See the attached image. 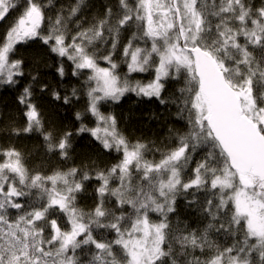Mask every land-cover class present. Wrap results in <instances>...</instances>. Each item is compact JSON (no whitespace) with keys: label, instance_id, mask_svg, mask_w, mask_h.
Segmentation results:
<instances>
[{"label":"snow or ice","instance_id":"obj_1","mask_svg":"<svg viewBox=\"0 0 264 264\" xmlns=\"http://www.w3.org/2000/svg\"><path fill=\"white\" fill-rule=\"evenodd\" d=\"M52 3L0 0V22L11 17L0 38V84L19 83L23 61L10 56L39 40L72 62L74 76L89 70L76 134L119 155L104 169L42 175L15 148L0 149V264H264V0H114L88 27L75 21L74 34L69 25L85 0L55 17L46 15ZM57 72L65 75L63 63ZM145 72L147 83L130 78ZM129 92L174 106L184 120L159 161L100 110ZM18 102L26 123L10 132H39L46 153L69 159L73 132L46 130L31 85ZM89 114L93 128L83 122ZM92 180L94 203L84 209L77 198ZM181 199L199 213L196 227L179 218Z\"/></svg>","mask_w":264,"mask_h":264},{"label":"trees","instance_id":"obj_2","mask_svg":"<svg viewBox=\"0 0 264 264\" xmlns=\"http://www.w3.org/2000/svg\"><path fill=\"white\" fill-rule=\"evenodd\" d=\"M46 2V0H45ZM76 0H53L52 6L46 9V15L55 17L56 13L64 9L65 15L70 5ZM114 0H85V6L73 23L69 25L74 34L76 23L79 21L83 27H88L94 17L101 15L106 4ZM259 5L261 0H254ZM11 17L0 22V38L5 34V28L10 23ZM10 59L23 61V76L16 77L19 83L15 85L0 84V149L15 148L23 156V162L31 174L40 172L42 175H51L54 171H67L71 167H87L90 171L110 167L117 162L118 153L102 148L100 142L90 133L76 134L80 127V120L76 119L77 112H84L87 104L84 81L89 70H83L80 76L72 74V62L65 57H59L56 53L48 51L47 46L39 40L28 41L16 46V51ZM114 59L119 63L120 55ZM63 63L65 75L61 77L57 67ZM100 65L107 66L104 61ZM121 75L127 72L126 65L120 63L117 70ZM36 77L33 81L32 77ZM133 81L139 80L147 83L153 78L152 73H132ZM31 85L33 102L37 105L41 119L46 130L52 131L57 136L64 131L73 132L72 148L69 159H62L57 153H46V147L42 135L39 132L16 136L10 132V128L23 127L26 123L24 111L26 109L18 102V97L23 88ZM46 86V87H45ZM73 88L77 89L78 99L72 97ZM43 89V90H42ZM172 91V86L164 93L167 96ZM57 92L60 99H56L52 93ZM69 96L71 100L65 104L63 97ZM101 112L113 114L117 119L119 130L130 142L140 141L148 145L145 156L149 160L159 161L161 152L173 147L177 134L185 131L184 120L177 115L176 108L172 105H162L158 100L147 97H138L135 93H127L119 102H107L101 105ZM89 128L96 126L95 118L90 114L83 121ZM160 149V151H156ZM201 158L197 154L193 158L190 167H195V161ZM79 179V177H77ZM87 191L80 193L77 198L79 207L88 209L93 203V190L97 186L95 180L85 181ZM201 200L203 196L200 197ZM177 213L182 221H186L192 227H196L199 213L195 207L188 209L183 199L178 200ZM15 213H13L14 217ZM153 219L155 215L153 214ZM176 217H173L175 222ZM60 221H58L59 223Z\"/></svg>","mask_w":264,"mask_h":264},{"label":"rangeland","instance_id":"obj_3","mask_svg":"<svg viewBox=\"0 0 264 264\" xmlns=\"http://www.w3.org/2000/svg\"><path fill=\"white\" fill-rule=\"evenodd\" d=\"M102 66V65H101ZM102 67H104V66H102ZM105 67H107V66H105Z\"/></svg>","mask_w":264,"mask_h":264}]
</instances>
